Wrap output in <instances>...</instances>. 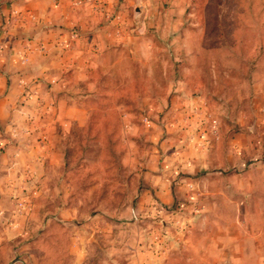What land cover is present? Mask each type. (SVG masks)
<instances>
[{
    "label": "crops",
    "instance_id": "1",
    "mask_svg": "<svg viewBox=\"0 0 264 264\" xmlns=\"http://www.w3.org/2000/svg\"><path fill=\"white\" fill-rule=\"evenodd\" d=\"M170 1L0 0V264H264V189L257 179L204 178L218 188L199 206L188 194L195 182L180 173L205 164L198 156L207 151L204 132L192 128L199 108L188 94L172 96L160 113L147 98L152 113L140 123L130 114L123 119L124 136L141 133L150 141L135 202L113 218L85 222L73 220L64 194L54 210L41 209L49 170L62 164L63 135L88 119L93 73L106 72L109 51L129 38L152 46L145 29L163 23L159 15ZM139 154L130 142L124 162L136 166ZM155 215L170 238L149 237L143 223ZM215 218L217 227L210 224Z\"/></svg>",
    "mask_w": 264,
    "mask_h": 264
},
{
    "label": "rangeland",
    "instance_id": "2",
    "mask_svg": "<svg viewBox=\"0 0 264 264\" xmlns=\"http://www.w3.org/2000/svg\"><path fill=\"white\" fill-rule=\"evenodd\" d=\"M170 2L159 15L163 23L145 29L152 46L147 39L129 38L109 51L106 72L93 73L97 90L85 98L88 120L82 126L72 123L63 135L62 164L49 170L41 209L54 210L64 194L65 205L75 210L73 220L85 222L94 215L113 218L135 202L150 141L141 133L124 136L123 119L130 114L140 123L142 114L152 113L147 98L160 113L182 93L198 102L192 128L204 132L200 137L207 146L198 156L206 163L180 173L195 182L188 194L198 196L196 205L218 188L203 184L204 178L250 176L258 191L264 189L259 185L264 181V0H176L172 9ZM130 142L140 149L134 167L124 162ZM154 217L143 223L149 237L170 238L160 216ZM217 220L210 224L217 227ZM176 225L168 221L173 231Z\"/></svg>",
    "mask_w": 264,
    "mask_h": 264
},
{
    "label": "trees",
    "instance_id": "3",
    "mask_svg": "<svg viewBox=\"0 0 264 264\" xmlns=\"http://www.w3.org/2000/svg\"><path fill=\"white\" fill-rule=\"evenodd\" d=\"M88 120V119H87Z\"/></svg>",
    "mask_w": 264,
    "mask_h": 264
}]
</instances>
